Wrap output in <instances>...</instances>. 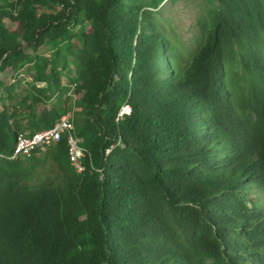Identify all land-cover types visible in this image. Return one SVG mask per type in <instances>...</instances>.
<instances>
[{
	"label": "trees",
	"instance_id": "trees-1",
	"mask_svg": "<svg viewBox=\"0 0 264 264\" xmlns=\"http://www.w3.org/2000/svg\"><path fill=\"white\" fill-rule=\"evenodd\" d=\"M163 1L0 0V264H264V0H204L190 47ZM67 113L81 171L67 133L8 157Z\"/></svg>",
	"mask_w": 264,
	"mask_h": 264
},
{
	"label": "rangeland",
	"instance_id": "rangeland-1",
	"mask_svg": "<svg viewBox=\"0 0 264 264\" xmlns=\"http://www.w3.org/2000/svg\"><path fill=\"white\" fill-rule=\"evenodd\" d=\"M205 10L204 0H164L158 7L157 18L163 25L164 31L172 39L182 47H190L195 37L198 35L196 18ZM88 28V27H87ZM50 41L40 47V50L48 54L52 50ZM73 73V66L68 64L66 76L62 77V81L68 84L67 76ZM33 76V66L26 64L18 71H11L9 74H1V78L5 84L18 82L21 87L28 85ZM40 85L43 83H39ZM2 88L0 87V96ZM72 97H77L73 93V87L69 92Z\"/></svg>",
	"mask_w": 264,
	"mask_h": 264
},
{
	"label": "built area",
	"instance_id": "built-area-1",
	"mask_svg": "<svg viewBox=\"0 0 264 264\" xmlns=\"http://www.w3.org/2000/svg\"><path fill=\"white\" fill-rule=\"evenodd\" d=\"M130 107L125 102L116 117L119 120L124 114L129 113ZM72 122L70 114L60 116L55 123L47 128L36 130L32 133L21 132L17 135L16 142L9 158L27 157L36 148H43L58 141L61 136L67 133L68 157L70 164L76 171L82 170L81 156L83 148L79 145V139L71 133ZM113 146L107 147L108 153Z\"/></svg>",
	"mask_w": 264,
	"mask_h": 264
}]
</instances>
